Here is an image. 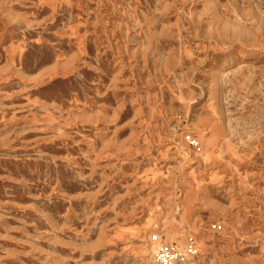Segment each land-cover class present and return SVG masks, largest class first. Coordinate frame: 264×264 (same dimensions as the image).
<instances>
[{
    "label": "rangeland",
    "instance_id": "374dc122",
    "mask_svg": "<svg viewBox=\"0 0 264 264\" xmlns=\"http://www.w3.org/2000/svg\"><path fill=\"white\" fill-rule=\"evenodd\" d=\"M264 264V0H0V264Z\"/></svg>",
    "mask_w": 264,
    "mask_h": 264
},
{
    "label": "built area",
    "instance_id": "2783aa9c",
    "mask_svg": "<svg viewBox=\"0 0 264 264\" xmlns=\"http://www.w3.org/2000/svg\"><path fill=\"white\" fill-rule=\"evenodd\" d=\"M194 243L188 241L184 250L180 251L173 245H162L155 253L154 259L158 264H175L181 262L185 255L189 256L194 253Z\"/></svg>",
    "mask_w": 264,
    "mask_h": 264
}]
</instances>
